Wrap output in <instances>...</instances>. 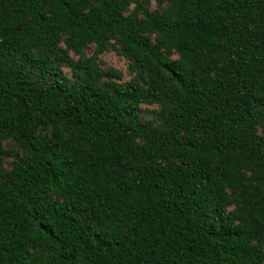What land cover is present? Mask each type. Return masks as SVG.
<instances>
[{
  "label": "trees",
  "instance_id": "16d2710c",
  "mask_svg": "<svg viewBox=\"0 0 264 264\" xmlns=\"http://www.w3.org/2000/svg\"><path fill=\"white\" fill-rule=\"evenodd\" d=\"M150 2L0 0V264H264V0Z\"/></svg>",
  "mask_w": 264,
  "mask_h": 264
},
{
  "label": "rangeland",
  "instance_id": "374dc122",
  "mask_svg": "<svg viewBox=\"0 0 264 264\" xmlns=\"http://www.w3.org/2000/svg\"><path fill=\"white\" fill-rule=\"evenodd\" d=\"M148 7L150 10L156 11V10L162 9L163 5H161L158 2V0H151ZM92 50H93V48L91 47L89 49V52L91 53ZM101 65L104 68L113 67L114 69L120 71L123 75V78H122L123 82L129 81L133 77V74H131L129 69H128L129 61L126 58H124L123 56H120L116 51L111 50V51L104 53L101 56ZM62 71L68 77L72 78V73H71L70 68L63 67ZM143 109H145L147 111L146 113H144L143 117H144V119L148 120V119H151L153 117V112L155 110H158V107L157 106L144 105ZM6 149L9 152H13V150H17L22 154V151L20 150V148L12 142H8L6 144ZM13 162H14V158L12 156H7V157L2 159V165H3V167H5L7 169H10L12 167Z\"/></svg>",
  "mask_w": 264,
  "mask_h": 264
}]
</instances>
